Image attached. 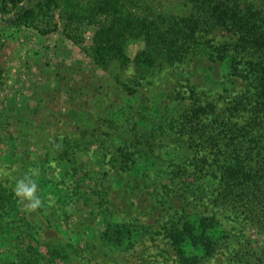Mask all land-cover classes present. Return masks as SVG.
<instances>
[{
	"label": "rangeland",
	"instance_id": "1",
	"mask_svg": "<svg viewBox=\"0 0 264 264\" xmlns=\"http://www.w3.org/2000/svg\"><path fill=\"white\" fill-rule=\"evenodd\" d=\"M120 1L162 26L193 13L188 0ZM15 10L0 12V264H264V209L232 205V145L217 135L247 118L225 60L235 33L204 26L170 62L146 59L143 31L122 41L125 59L101 61L111 15L68 27L56 8L15 25ZM21 179L38 186L35 211Z\"/></svg>",
	"mask_w": 264,
	"mask_h": 264
},
{
	"label": "trees",
	"instance_id": "2",
	"mask_svg": "<svg viewBox=\"0 0 264 264\" xmlns=\"http://www.w3.org/2000/svg\"><path fill=\"white\" fill-rule=\"evenodd\" d=\"M188 2L193 13L181 21L169 15L162 19H168L164 26L155 18L123 12L120 0H1L0 12L4 15L15 7L7 21L30 25L37 14L57 8L68 27L72 22H89L100 13L111 15L109 24L98 30L96 45L92 47L101 61L104 59L101 57L112 55L125 59L122 41L143 31L150 37L148 48L153 53L146 52V59L151 60L155 55L170 62L179 61L188 53L196 31L204 26H227L236 38L230 43L233 51L227 59L224 54L229 49L226 45L220 47L224 51L221 59L229 63L234 76L246 82L245 91L235 97L234 109L238 113L247 111V118L236 120L229 130H220L217 135L222 134L220 140L228 139L227 144L232 145L229 154L232 155L225 163L228 180L235 182L232 205L240 204L252 212L264 209V4L258 6L243 0ZM225 148L221 147L223 154Z\"/></svg>",
	"mask_w": 264,
	"mask_h": 264
},
{
	"label": "clouds",
	"instance_id": "3",
	"mask_svg": "<svg viewBox=\"0 0 264 264\" xmlns=\"http://www.w3.org/2000/svg\"><path fill=\"white\" fill-rule=\"evenodd\" d=\"M37 188L38 186L36 182L29 181L26 183L25 180L21 179L17 181L14 189L16 197L21 198V200L28 201L27 209L29 211H35L42 205L41 199L36 195Z\"/></svg>",
	"mask_w": 264,
	"mask_h": 264
}]
</instances>
